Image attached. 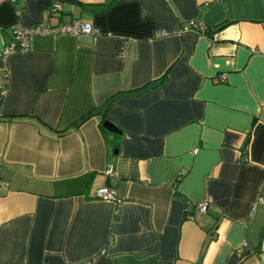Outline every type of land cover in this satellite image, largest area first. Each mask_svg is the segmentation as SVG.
<instances>
[{
	"label": "crops",
	"instance_id": "obj_1",
	"mask_svg": "<svg viewBox=\"0 0 264 264\" xmlns=\"http://www.w3.org/2000/svg\"><path fill=\"white\" fill-rule=\"evenodd\" d=\"M52 2L0 0V264H264V0H62L97 35L4 53Z\"/></svg>",
	"mask_w": 264,
	"mask_h": 264
},
{
	"label": "built area",
	"instance_id": "obj_2",
	"mask_svg": "<svg viewBox=\"0 0 264 264\" xmlns=\"http://www.w3.org/2000/svg\"><path fill=\"white\" fill-rule=\"evenodd\" d=\"M62 11V0H53L52 4L47 10V16L35 24L32 25H22L20 23L13 24L12 28V39L11 41L4 47V53H10L15 51H24L29 47V39L35 34H72V35H87V36H95L98 31L95 27H93L90 23L83 21L79 18H72L67 22H58L51 23V17H59ZM200 27L194 23L189 22L183 25L182 30H198ZM160 34H165L161 32ZM5 88L0 89V99H2L5 94ZM105 174L112 175L113 171L110 167L105 169ZM95 197L99 199L105 200H116V192L115 189L108 186H100L95 190ZM200 211L207 210L206 202H198L196 204ZM78 264H91V260H86Z\"/></svg>",
	"mask_w": 264,
	"mask_h": 264
},
{
	"label": "water",
	"instance_id": "obj_3",
	"mask_svg": "<svg viewBox=\"0 0 264 264\" xmlns=\"http://www.w3.org/2000/svg\"><path fill=\"white\" fill-rule=\"evenodd\" d=\"M105 8L106 7H104V6H101V7L87 6V7H85V9L87 11H90V12H101V11L105 10ZM102 125L110 131L119 132L118 128L114 125V123H112L111 121H109L107 119L102 122Z\"/></svg>",
	"mask_w": 264,
	"mask_h": 264
},
{
	"label": "trees",
	"instance_id": "obj_4",
	"mask_svg": "<svg viewBox=\"0 0 264 264\" xmlns=\"http://www.w3.org/2000/svg\"><path fill=\"white\" fill-rule=\"evenodd\" d=\"M114 0H106V2L107 3H111V2H113ZM225 23L223 22V23H220L219 25H217L216 26V28H220L221 26H223ZM0 101H1V99H0Z\"/></svg>",
	"mask_w": 264,
	"mask_h": 264
}]
</instances>
